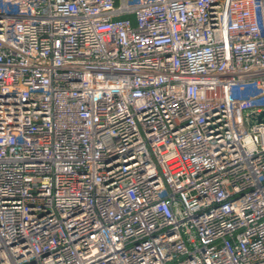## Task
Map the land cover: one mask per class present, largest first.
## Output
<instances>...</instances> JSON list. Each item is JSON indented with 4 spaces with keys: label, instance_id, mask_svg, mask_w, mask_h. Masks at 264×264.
<instances>
[{
    "label": "built area",
    "instance_id": "2783aa9c",
    "mask_svg": "<svg viewBox=\"0 0 264 264\" xmlns=\"http://www.w3.org/2000/svg\"><path fill=\"white\" fill-rule=\"evenodd\" d=\"M0 264H264V0H0Z\"/></svg>",
    "mask_w": 264,
    "mask_h": 264
}]
</instances>
